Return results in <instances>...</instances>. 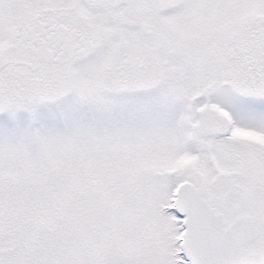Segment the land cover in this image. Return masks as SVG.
Segmentation results:
<instances>
[{
	"label": "snow or ice",
	"instance_id": "6c2138e0",
	"mask_svg": "<svg viewBox=\"0 0 264 264\" xmlns=\"http://www.w3.org/2000/svg\"><path fill=\"white\" fill-rule=\"evenodd\" d=\"M0 264H264V0H0Z\"/></svg>",
	"mask_w": 264,
	"mask_h": 264
}]
</instances>
